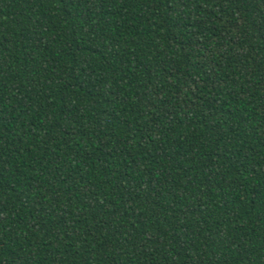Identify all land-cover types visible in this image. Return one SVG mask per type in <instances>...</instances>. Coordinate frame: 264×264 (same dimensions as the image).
<instances>
[{
    "label": "trees",
    "instance_id": "16d2710c",
    "mask_svg": "<svg viewBox=\"0 0 264 264\" xmlns=\"http://www.w3.org/2000/svg\"><path fill=\"white\" fill-rule=\"evenodd\" d=\"M0 264H264V0H0Z\"/></svg>",
    "mask_w": 264,
    "mask_h": 264
}]
</instances>
